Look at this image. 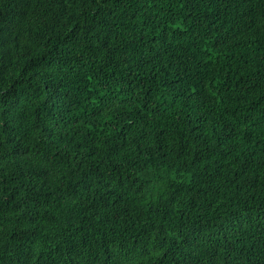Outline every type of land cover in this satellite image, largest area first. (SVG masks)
I'll return each instance as SVG.
<instances>
[{
    "label": "trees",
    "instance_id": "trees-1",
    "mask_svg": "<svg viewBox=\"0 0 264 264\" xmlns=\"http://www.w3.org/2000/svg\"><path fill=\"white\" fill-rule=\"evenodd\" d=\"M0 264H264V0H0Z\"/></svg>",
    "mask_w": 264,
    "mask_h": 264
}]
</instances>
